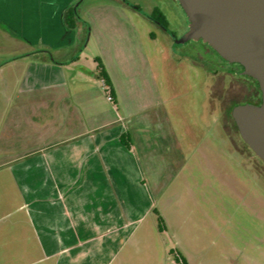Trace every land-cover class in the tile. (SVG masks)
I'll return each mask as SVG.
<instances>
[{
	"label": "rangeland",
	"instance_id": "374dc122",
	"mask_svg": "<svg viewBox=\"0 0 264 264\" xmlns=\"http://www.w3.org/2000/svg\"><path fill=\"white\" fill-rule=\"evenodd\" d=\"M101 1L75 4L89 23L81 44L109 69L118 101L106 98L98 80L101 105L113 119L117 109L126 123L154 208L132 226L121 264H182L175 256L187 264H264V165L225 123L228 100L240 97L237 83L221 76V115L217 66L201 41L175 43L167 33L171 54L161 58L166 33L143 16L158 7L174 38H181L189 24L178 0H127L139 11L101 7ZM8 57L0 56L1 134L12 88L29 66L27 59Z\"/></svg>",
	"mask_w": 264,
	"mask_h": 264
},
{
	"label": "crops",
	"instance_id": "0c3cea01",
	"mask_svg": "<svg viewBox=\"0 0 264 264\" xmlns=\"http://www.w3.org/2000/svg\"><path fill=\"white\" fill-rule=\"evenodd\" d=\"M78 1L0 0V54L29 65L0 133V264H121L132 226L154 209L126 123L101 105L97 64L81 44L89 23L64 26Z\"/></svg>",
	"mask_w": 264,
	"mask_h": 264
},
{
	"label": "water",
	"instance_id": "95a60500",
	"mask_svg": "<svg viewBox=\"0 0 264 264\" xmlns=\"http://www.w3.org/2000/svg\"><path fill=\"white\" fill-rule=\"evenodd\" d=\"M178 2L189 26L183 37L174 38L175 43L200 39L257 80L261 103L235 105L231 114L243 141L264 162V0Z\"/></svg>",
	"mask_w": 264,
	"mask_h": 264
},
{
	"label": "flooded vegetation",
	"instance_id": "af4514ba",
	"mask_svg": "<svg viewBox=\"0 0 264 264\" xmlns=\"http://www.w3.org/2000/svg\"><path fill=\"white\" fill-rule=\"evenodd\" d=\"M187 21H188V19H187ZM154 24H157V23H154ZM188 24H189V22H188ZM173 40H174V37H173ZM199 41H201L203 43L204 50H206V52H210V54L212 56L210 59H211V61H215V64L217 66V69L215 71L216 72L215 73V75H216L215 82L217 83V86L219 88L216 91V93H217L216 96H217L218 102H220L219 107H220L221 115L223 114V111H224L223 105H222L223 104L222 89L219 86L221 84V81H222L221 76H223V75L224 76H230L231 82L234 81L237 83L236 85H238L239 88L235 89L234 90L235 92L234 91L233 92L238 93L236 95L237 96L240 95V97L238 96L239 98L236 97L237 99L230 98L228 100L229 103H231L230 104L231 108L229 110V113L227 111V118H229L230 120L226 121L225 123L231 125V127L233 129H235L236 135L239 137L240 141L246 146L247 150L250 151L252 153V155L259 158L241 138L240 133H239L238 128H237V125H236V123L232 117V114H231L232 108L235 105L244 104V103H253V104L261 103L262 93H261V90H260V87H259L257 80L254 79L253 77L245 74L244 68L241 64H239L237 62H230V61L224 59L209 44L203 42L200 39H199ZM232 96H234V95H232ZM222 123L224 124L223 120H222ZM261 162L264 165V162L262 160H261Z\"/></svg>",
	"mask_w": 264,
	"mask_h": 264
},
{
	"label": "trees",
	"instance_id": "16d2710c",
	"mask_svg": "<svg viewBox=\"0 0 264 264\" xmlns=\"http://www.w3.org/2000/svg\"><path fill=\"white\" fill-rule=\"evenodd\" d=\"M122 1L131 8L139 9L138 7L130 4L127 0H122ZM144 16L146 18H148L150 21H152L153 23H157L158 25H160L162 27V29L167 31L169 34H172L171 31H169V29H168V20H167L165 14L158 7H155L149 15H144ZM78 19H79V15L76 11L74 4L68 6L64 10L63 22H64V26L66 29H68V30L74 29L76 27ZM39 51H42V50H39ZM50 56H52V55L50 54ZM52 59L54 60L53 56H52ZM74 59H76V58H74ZM94 61L97 64L96 65V68H97L96 77L98 79H103L105 81V83L109 86L111 94H113V87H112L111 79H110V77L106 71V68H105L101 58L98 56H95ZM126 137H128V135H124L122 137L123 142H125ZM179 259L181 260L182 264H187V262L184 259H182L181 257L179 258L178 256H175V260L177 262L180 261Z\"/></svg>",
	"mask_w": 264,
	"mask_h": 264
},
{
	"label": "built area",
	"instance_id": "2783aa9c",
	"mask_svg": "<svg viewBox=\"0 0 264 264\" xmlns=\"http://www.w3.org/2000/svg\"><path fill=\"white\" fill-rule=\"evenodd\" d=\"M101 86L106 94V98L109 100V101H112L113 100V97H112V94H111V91H110V88L109 86L105 83V81L103 79H101Z\"/></svg>",
	"mask_w": 264,
	"mask_h": 264
}]
</instances>
